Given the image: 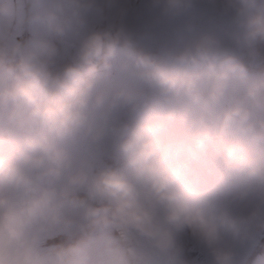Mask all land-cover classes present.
<instances>
[{"label":"clouds","instance_id":"obj_1","mask_svg":"<svg viewBox=\"0 0 264 264\" xmlns=\"http://www.w3.org/2000/svg\"><path fill=\"white\" fill-rule=\"evenodd\" d=\"M0 264H264V0H0Z\"/></svg>","mask_w":264,"mask_h":264}]
</instances>
